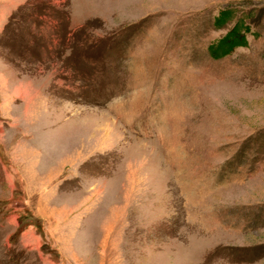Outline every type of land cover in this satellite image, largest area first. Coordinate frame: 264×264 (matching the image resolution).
Instances as JSON below:
<instances>
[{
  "label": "rangeland",
  "instance_id": "obj_1",
  "mask_svg": "<svg viewBox=\"0 0 264 264\" xmlns=\"http://www.w3.org/2000/svg\"><path fill=\"white\" fill-rule=\"evenodd\" d=\"M2 13L0 264H264V0Z\"/></svg>",
  "mask_w": 264,
  "mask_h": 264
},
{
  "label": "trees",
  "instance_id": "obj_2",
  "mask_svg": "<svg viewBox=\"0 0 264 264\" xmlns=\"http://www.w3.org/2000/svg\"><path fill=\"white\" fill-rule=\"evenodd\" d=\"M233 17L234 10L225 8L215 17V23L218 27H222ZM249 31L250 27L242 19H239L226 34L209 45L210 53L215 58H221L232 53L239 46H246Z\"/></svg>",
  "mask_w": 264,
  "mask_h": 264
},
{
  "label": "crops",
  "instance_id": "obj_3",
  "mask_svg": "<svg viewBox=\"0 0 264 264\" xmlns=\"http://www.w3.org/2000/svg\"><path fill=\"white\" fill-rule=\"evenodd\" d=\"M12 2L14 1V0H11ZM6 4H7V1H4ZM4 8H6L7 10H11V7H9L8 5H5V7ZM5 14H3L2 13V15L0 16V20H5L6 18H5Z\"/></svg>",
  "mask_w": 264,
  "mask_h": 264
}]
</instances>
